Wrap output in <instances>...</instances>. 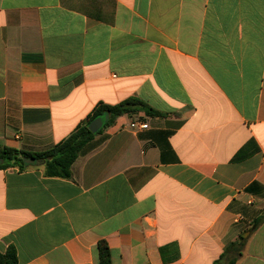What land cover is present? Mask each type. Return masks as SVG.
<instances>
[{
	"label": "crops",
	"instance_id": "0c3cea01",
	"mask_svg": "<svg viewBox=\"0 0 264 264\" xmlns=\"http://www.w3.org/2000/svg\"><path fill=\"white\" fill-rule=\"evenodd\" d=\"M138 97L71 178L0 168L18 264H264V0H0V145L45 151ZM132 123L147 128L132 127Z\"/></svg>",
	"mask_w": 264,
	"mask_h": 264
},
{
	"label": "trees",
	"instance_id": "16d2710c",
	"mask_svg": "<svg viewBox=\"0 0 264 264\" xmlns=\"http://www.w3.org/2000/svg\"><path fill=\"white\" fill-rule=\"evenodd\" d=\"M140 112H144L146 115H162L138 97H129L114 105L100 103L72 134L45 151L26 152L0 145V168L16 167L24 170L34 165L27 163V160H34L35 165L44 166L45 175L48 177L71 178L72 166L87 144L92 142L98 134L112 126L119 117L123 115L135 116ZM105 116L107 119L104 120L103 127L99 132H91L90 123ZM244 245L245 238L240 235L237 240L229 244L222 257L214 264H236L242 255ZM98 246L100 264H112L108 244L105 241H100ZM0 264H18L17 250L14 246H10L6 252L0 251Z\"/></svg>",
	"mask_w": 264,
	"mask_h": 264
},
{
	"label": "water",
	"instance_id": "95a60500",
	"mask_svg": "<svg viewBox=\"0 0 264 264\" xmlns=\"http://www.w3.org/2000/svg\"><path fill=\"white\" fill-rule=\"evenodd\" d=\"M104 118L106 120L107 119V116H105ZM103 124H104L103 118H97L96 120H94L93 122L90 123L89 129L93 133H98L99 130L103 127ZM27 163H29V164H35V161L34 160H27Z\"/></svg>",
	"mask_w": 264,
	"mask_h": 264
},
{
	"label": "built area",
	"instance_id": "2783aa9c",
	"mask_svg": "<svg viewBox=\"0 0 264 264\" xmlns=\"http://www.w3.org/2000/svg\"><path fill=\"white\" fill-rule=\"evenodd\" d=\"M131 126L132 127L140 126L141 128H147L148 127V125H146V124H138V123H132Z\"/></svg>",
	"mask_w": 264,
	"mask_h": 264
},
{
	"label": "rangeland",
	"instance_id": "374dc122",
	"mask_svg": "<svg viewBox=\"0 0 264 264\" xmlns=\"http://www.w3.org/2000/svg\"><path fill=\"white\" fill-rule=\"evenodd\" d=\"M103 120H105V118H103Z\"/></svg>",
	"mask_w": 264,
	"mask_h": 264
}]
</instances>
